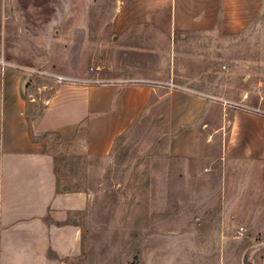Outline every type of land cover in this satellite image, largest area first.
<instances>
[{"label": "rangeland", "instance_id": "rangeland-1", "mask_svg": "<svg viewBox=\"0 0 264 264\" xmlns=\"http://www.w3.org/2000/svg\"><path fill=\"white\" fill-rule=\"evenodd\" d=\"M130 1L0 0V101L4 79L26 81L30 123L62 85L53 76L91 85L153 84L160 97L208 95L215 106L207 131L205 122L196 124L194 150L185 158L173 152L165 99L108 158L48 140L58 190L91 197L75 217L82 254L70 264H244L245 257L264 264V161H225L220 138L206 143L211 127L223 123L220 113L264 116L260 42L232 40L225 49L217 41L209 58L208 47L190 42L168 57L167 46L149 43V31L143 51L132 54L113 29L117 11ZM169 83L178 88H165Z\"/></svg>", "mask_w": 264, "mask_h": 264}, {"label": "crops", "instance_id": "crops-1", "mask_svg": "<svg viewBox=\"0 0 264 264\" xmlns=\"http://www.w3.org/2000/svg\"><path fill=\"white\" fill-rule=\"evenodd\" d=\"M113 29L132 54L143 51L140 41L148 40L150 31L149 43L167 46L162 54L168 57L179 46L210 49L221 41L226 49L232 40L260 42L264 57V0H131L117 11ZM192 83L199 87V81ZM26 87V81L2 82L0 264H70L82 254V227L75 217L86 212L91 197L58 190L53 138L76 145L78 155L108 158L116 142L165 99L175 132L173 152L185 158L194 150L196 124L205 122L207 131L215 116L208 95L160 97L150 85L76 83L58 87L28 123ZM219 120L223 123L211 127L206 143L220 138L223 160L264 161V116L234 111L228 119L220 113Z\"/></svg>", "mask_w": 264, "mask_h": 264}, {"label": "built area", "instance_id": "built-area-1", "mask_svg": "<svg viewBox=\"0 0 264 264\" xmlns=\"http://www.w3.org/2000/svg\"><path fill=\"white\" fill-rule=\"evenodd\" d=\"M36 73H38V76H42V75H43V73H41V72H36ZM43 76H44V75H43ZM53 80H54L57 84H62V85H64V84H76V83H70L68 79H66V78H64V77H60V76H53ZM83 83H84V82H83ZM85 84H86V83H85ZM121 85H128V84H121ZM136 85H138V86H143V85H145V84H141V85L136 84ZM146 85H147V84H146ZM150 86H153V84L150 85ZM153 87H155V86H153ZM160 87H161V86H160ZM165 88L175 90V89L178 88V87H176L173 83H169V84L165 85ZM29 98L31 99V101H34V98H33V97L30 96Z\"/></svg>", "mask_w": 264, "mask_h": 264}, {"label": "water", "instance_id": "water-1", "mask_svg": "<svg viewBox=\"0 0 264 264\" xmlns=\"http://www.w3.org/2000/svg\"><path fill=\"white\" fill-rule=\"evenodd\" d=\"M244 264H249V262H248L246 257L244 258Z\"/></svg>", "mask_w": 264, "mask_h": 264}, {"label": "trees", "instance_id": "trees-1", "mask_svg": "<svg viewBox=\"0 0 264 264\" xmlns=\"http://www.w3.org/2000/svg\"><path fill=\"white\" fill-rule=\"evenodd\" d=\"M28 123H30L29 118H28Z\"/></svg>", "mask_w": 264, "mask_h": 264}]
</instances>
